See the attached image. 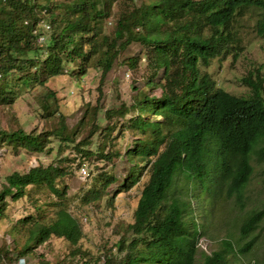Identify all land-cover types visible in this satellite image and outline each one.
Listing matches in <instances>:
<instances>
[{"label": "trees", "instance_id": "trees-1", "mask_svg": "<svg viewBox=\"0 0 264 264\" xmlns=\"http://www.w3.org/2000/svg\"><path fill=\"white\" fill-rule=\"evenodd\" d=\"M253 16L264 52V0H0V107L17 95L3 76L34 67L32 77L20 74L12 82L25 76L24 82L34 79L44 84L66 68L80 77L88 69L99 72L94 102L82 103L73 126L45 97L40 129L26 130L13 116L5 120L0 116V148L41 153L51 151L47 145L53 137L58 139L57 152L48 162L0 176V219L7 197L29 196L37 210L36 216L29 212L11 226L14 246L0 247V264H11L26 254L35 257L36 264H51L36 251L38 245L52 234L72 243L83 236L66 200L68 181L93 156L103 162L122 156L105 147L107 141L112 143L111 133L119 123L121 137L133 132L125 142L124 156L134 168L117 182L114 193L135 184L142 170L147 174L132 220L119 221V236L95 257L75 261L73 251L52 264H193L200 231L194 220L186 218L189 202L174 192L177 175L181 173L187 182L198 180L210 195L224 189L240 200L253 170L251 152L264 140V64L241 78L246 90L240 94L219 85L207 69L214 58H237L244 49L241 28ZM132 42L140 43L139 53L119 60ZM142 56L151 70L142 86L153 92L134 94L129 103L105 109L102 125L98 112L108 72L116 63L136 68ZM159 70L160 80L155 81ZM45 94L54 92L48 88ZM150 113L160 118H151ZM95 134L101 140L93 149ZM256 152L258 159H264V144ZM97 165L98 172L89 171L88 182L80 180L78 187L86 205L108 195L117 180ZM38 189H48L56 200L30 196ZM45 206L56 207L50 221L44 219ZM263 217V209L249 211L240 224L241 237L256 229ZM24 230L26 237L19 242L15 233ZM252 242L253 238L235 249L225 238L219 248L202 251L201 264H232L228 255L245 251ZM77 249L81 258L88 255Z\"/></svg>", "mask_w": 264, "mask_h": 264}, {"label": "rangeland", "instance_id": "rangeland-1", "mask_svg": "<svg viewBox=\"0 0 264 264\" xmlns=\"http://www.w3.org/2000/svg\"><path fill=\"white\" fill-rule=\"evenodd\" d=\"M256 17L253 16L245 23L248 26L242 27V36H244V49L240 52L236 59L232 60L231 55L225 58H214L208 66V71L213 78L216 79L219 85L223 86L232 93L240 94L246 90L242 84L241 78L251 69H254L258 64H264V52L262 49V39L256 34L253 25ZM140 43L132 42L119 55V60L127 56L138 54L140 51ZM143 57V58H142ZM137 63L136 68H128L124 64H115L114 68L108 72L107 78L101 88L103 96L101 99V107L98 112L99 122L103 125L106 122L104 110L113 106H119L122 101L129 103L134 94L142 96L145 93H151L153 90L142 86L146 77L150 74V69L146 65L144 56ZM34 67L3 76L2 79L8 81V84L15 89V94L12 103L0 107V116L3 120L9 116H13L21 123L26 130L33 127L38 129L44 125V117L41 118L40 113L43 111L41 102L46 98L47 103H52L57 107V110L65 116L68 126H73L80 118L82 111V103L87 100L94 102L97 95L99 84V72L95 69H88L81 77L78 73L66 68L61 74L48 77L44 84H40L34 79L27 82L22 79H17L13 83V77L17 75H26L32 77L34 75ZM264 70V67H263ZM161 70L154 77L155 81L160 80ZM53 90L54 94H45L47 89ZM156 89V88H155ZM155 91H158L156 89ZM130 113H127L129 116ZM151 118H160L156 113L147 114ZM146 115V116H147ZM126 117L123 119L125 120ZM122 120V121H123ZM120 123L111 133L113 141H107L105 147L107 149H117L122 153V156L115 155L113 160L95 161L87 159L85 162L86 173L83 175L81 171L75 172V175L69 179V192L67 202L69 210L78 219L81 224L83 236L76 242L72 243L64 236L52 234L49 239L38 245L36 251L51 264L56 263L64 258H69L71 252H75L73 258L75 261L90 259L95 257L104 248L114 242L119 236L118 222L131 221L133 210L139 197L140 188L147 178V174L142 170L140 179L129 187L127 190H121L114 193L117 182H120L134 168L133 162L124 156L125 142L129 139L131 130L125 132V136H120L118 131ZM121 127V125H120ZM79 135V133L77 134ZM100 134H95L90 147L96 148L100 142ZM58 139L54 138L47 145L52 147L51 151L35 152L28 151L24 148H19L15 151L10 146H2L0 148V176H3L14 169L27 170L32 164L48 162L57 152ZM264 144V140L258 142L251 152V163L253 165L252 173L248 182L243 187L242 197L237 199L235 194L228 196L223 189L217 195H210L207 190H204L198 180L184 179L179 173L175 179L174 192L180 194L186 201L189 202L188 213L186 218L188 222L194 220L198 226L200 233L197 237L198 251L193 264H201L202 251L207 253L221 246L223 239L230 240L235 249L243 245L246 241L253 238V242L249 248L243 252L228 255L232 264H264V217L258 224L257 228L249 233L246 237L240 235V224L246 214L255 209L264 210V159H258L257 148ZM71 149H67V152ZM73 155H75L73 153ZM97 160V159H96ZM97 166L103 165L105 169L116 175L117 180L110 187V193L103 195L98 203L86 205L81 203V192L78 187L80 180L89 179L90 174L98 172L95 169ZM30 196H40L42 201L51 199L49 190L31 191ZM113 199L110 200V197ZM8 205L4 215L0 219V247L14 246V240L9 229L17 221V219L27 213H33L35 216L37 210L32 205V200L29 196L14 200L7 197ZM55 198L53 197L52 200ZM56 200V199H55ZM46 211L44 219L50 221L55 215L56 207L45 206ZM16 238L21 242L25 237L24 231H17ZM88 253L87 256L81 258L78 249ZM115 251V250H114ZM26 258L33 260L36 264L37 259L29 254L24 255Z\"/></svg>", "mask_w": 264, "mask_h": 264}, {"label": "built area", "instance_id": "built-area-1", "mask_svg": "<svg viewBox=\"0 0 264 264\" xmlns=\"http://www.w3.org/2000/svg\"><path fill=\"white\" fill-rule=\"evenodd\" d=\"M46 26H48V25H46ZM38 39H39V40H42V39H43V35H40V36L38 37ZM80 171H81V174H82V175H83L84 173H86V168H85L84 165H82V166L80 167ZM11 264H34V262H33V261L30 262V261L28 260V258H26L25 256H20V257L17 258V260H16L15 262H13V263H11Z\"/></svg>", "mask_w": 264, "mask_h": 264}]
</instances>
